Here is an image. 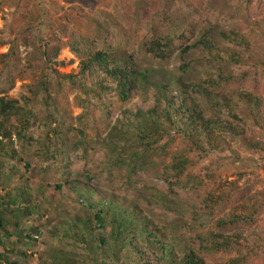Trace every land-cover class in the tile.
I'll use <instances>...</instances> for the list:
<instances>
[{
	"label": "trees",
	"instance_id": "16d2710c",
	"mask_svg": "<svg viewBox=\"0 0 264 264\" xmlns=\"http://www.w3.org/2000/svg\"><path fill=\"white\" fill-rule=\"evenodd\" d=\"M161 7L162 0L152 12L143 9L142 17L148 20L151 28L162 25L170 32L145 40L142 51L150 59L160 63H168L174 56L180 59L182 64L178 69L182 74L174 81L178 91L172 94L165 92L164 88L159 92V97L164 102L163 109L159 101H156V106L152 109H138L133 114L130 112L134 118L133 122L124 115L122 121L118 120L113 125L111 132L106 134L109 136L104 138L108 139L109 152L117 155L116 159L115 155L112 158L110 175L113 174V167L123 164L129 172L128 178H131L151 163L155 169L161 168L164 171L165 182L170 191L175 187L180 190L187 187L190 193L206 199L204 208L191 213L192 219L196 220L194 224L198 227L189 229H196L199 233L198 245L186 248L180 256H176L174 248L168 245L160 257L150 254L155 261L146 264H208V260L215 264H264V247L251 240L250 233L253 226L264 227V180L259 174L252 173L254 179H247L244 184H239L238 180L221 184L215 182L213 171L219 161L213 156L230 154L233 162H238L240 158L233 150L232 144H240L252 155L261 156V171L264 173V141L258 138L259 133L256 132V128H260L264 133V0H244L238 10V17L253 19L254 27L250 33L242 32L240 26L235 30H219L211 23L203 25L196 18L181 16L176 18L180 32L175 33L168 19L162 17ZM16 16L19 18L14 17V22H10L7 33L5 30L9 27L8 23H4L0 30V48L7 47V51L0 54V65L6 74L12 67L19 66L15 73L20 72L24 80L31 77L26 86V92L31 96L27 98L23 94L18 99H10L8 92L12 89L16 77L11 75L7 87L4 85L5 79H0V138L8 140L11 144L13 135L20 143H36L27 133L34 127H39V121L47 127L46 122L55 116L70 123L72 120L81 122L88 115L95 123L91 128V136L97 142L100 141L103 131L99 130L100 125L95 120L97 113L101 112L106 120L116 112H129L126 106L130 104L139 88L148 83L147 71L141 69L131 54L124 53L122 58L114 55L121 50L123 43L122 34L117 32L115 25L111 26L109 32V44L102 48H98L89 36L60 23L49 24V30L41 45L28 27V22L22 23L19 20L25 17ZM235 23L239 25L238 20H234ZM130 41L131 38L124 44L128 45ZM193 46L201 51L208 65H216L218 70H215L214 74L207 73L201 77L202 82L194 90V96L189 94L187 86L186 89L181 87V77L188 71L190 62L185 60L184 56L188 55L190 47ZM62 50H67L77 59L76 74L64 75L57 71L55 60ZM223 63L227 64V67L232 65L239 71H223L220 69ZM195 97L203 98L209 107L210 115L206 116L207 110H204ZM108 98L113 100L105 107L104 101ZM71 104L82 110L74 118ZM239 104L243 105L246 111L243 116L238 112ZM35 105L41 108L40 112L33 111ZM90 107L92 110L89 112ZM59 127L57 125L54 128L53 135L57 137L63 149L60 154L65 155L70 149L87 153L93 144L91 136L80 132L83 137L72 142L68 136L74 131L73 128L68 126L66 131H62ZM112 135L124 142L120 153L117 147L111 148L115 142ZM50 142L46 133L42 140V149L36 152L38 156L41 154L49 160L47 153ZM22 148L25 147L22 145ZM16 153L11 150L12 160L16 159ZM24 167L28 168V164L25 163ZM198 167L204 172H198ZM14 171L15 169L11 168V171L4 175L8 183ZM67 172L68 166H65L64 175ZM66 178L67 176H64V179ZM56 188L59 189L60 185ZM84 192L85 196L81 197L91 200L93 192ZM14 202V199L10 200V204ZM100 202L101 199L96 202L98 209L92 220L79 221L78 226L75 224L70 230V234L63 230L56 235L60 246L59 249L54 248L50 254L55 264L95 262L99 254L96 253L98 248L105 251L107 257L116 259V250L107 249V240L96 235L99 229L101 231L104 228L103 205ZM172 203L173 201H170L169 205ZM35 204L40 206L42 203L37 201ZM221 204L224 208L229 206L226 211L217 209ZM93 206L95 204L89 206V209L92 210ZM20 219H16L14 227H19ZM12 223L0 215V245L2 228L12 227ZM127 223H130V220L115 221L110 235L113 248H123L127 245L136 247L133 238L129 237L131 231L126 227ZM31 230L36 232L37 228ZM123 234L127 236L126 239H121ZM67 238L82 246L86 255L82 256L79 252L70 253L61 248ZM25 239L31 240L30 236H25ZM204 251L210 253L208 259L203 254ZM0 257H3L1 253ZM59 257L68 259H58ZM139 262L140 259L136 258V264Z\"/></svg>",
	"mask_w": 264,
	"mask_h": 264
},
{
	"label": "rangeland",
	"instance_id": "374dc122",
	"mask_svg": "<svg viewBox=\"0 0 264 264\" xmlns=\"http://www.w3.org/2000/svg\"><path fill=\"white\" fill-rule=\"evenodd\" d=\"M159 2L161 0H0V30L4 23H8L9 27L6 26L8 29L5 30L7 33L10 22H14V17L24 16L25 18L19 20L22 23L28 22V27L41 45L49 30V24L60 23L68 25L82 35L89 36L98 48H102L109 44V32L111 26L115 25L117 32L122 34L123 43L121 50L114 55L122 58L124 53L131 54L141 69L147 71L148 76V83L139 88L130 104L126 106L129 112L125 114L121 111L116 112L106 120L101 112L94 115L97 124L100 125L99 130L104 132L98 142L91 136V128L95 123L88 115L81 122L72 120L70 123L55 116L48 121L45 120L47 127L39 121L40 126L34 127L27 133V136H32L36 143H20L13 135L11 144L7 142L8 140L0 138L2 140L0 141V182H2L0 184V215L5 220L13 222L12 227L2 228L0 253L3 257H0V264H55L50 254L54 248L59 249L60 246L56 235L63 230L70 234V230L79 221L92 220L98 209L96 202H99V199L103 205L104 228L101 231L99 229L96 235L107 240V249L116 250V259L107 257L106 252L98 248L97 260L92 263L86 261L83 264H136V258L140 259L139 264L153 263L155 260L150 254L160 257L163 249L168 245L174 248L176 256L182 255L186 248L198 245L197 234L199 233L196 229L189 228L198 227L194 224L196 220L192 219L191 213L196 209L204 208L206 201L204 197L190 193L187 187L182 190L175 187L173 191H170L165 182L164 171L161 168L155 169L151 163L131 178H128L129 172L123 164L113 167L112 175H110L111 171L109 172L115 154L109 152L108 139L104 140V138L109 136L106 134L111 132L113 125L118 120L122 121L124 115L126 119L133 122L134 118L130 112L133 114L138 109H152L156 101H159L163 109L164 102L159 97V92L164 88L165 92L172 94L178 91L174 81L182 74L178 69L182 64L180 59L174 56L168 63H160L158 60L150 59L142 51L145 40L157 34L170 32L162 25L151 28L148 20L142 17L143 9L152 12ZM243 2L244 0H162L161 14L171 23L175 33L180 32L178 20H176L178 16L196 18L203 25L211 23L219 30H235L240 26L242 32L250 33L254 27L253 19L238 17V10ZM226 20L232 23H225ZM234 20H238L239 25L234 24ZM204 29L208 28L204 27ZM129 38H131L129 44H124ZM6 51L7 47L0 48V54ZM184 58L190 62L188 71L181 77V87L186 89L187 86L189 94L194 96V90L202 82L201 77L206 76L207 73L214 74V71L218 70L216 65H208L197 47H190L188 55ZM55 62L56 69L61 74L78 72V61L67 50L60 51ZM183 64L186 63L183 62ZM16 68L19 66L12 67L6 74L0 65V79H5L4 85L7 87L10 84L11 75L16 77L12 89L8 92L10 99H18L23 94L29 98L31 95L26 92V86L31 77L24 80L20 72L15 73ZM220 69L227 72L239 71L232 65L227 67L225 63L220 65ZM195 99H198V103L207 110L206 116L210 115L209 107L203 98L195 97ZM69 100H72V96ZM112 100V98L105 99V107L109 106ZM70 109L73 118L82 111L74 104H71ZM91 110L92 107L88 111ZM33 111L40 112L41 108L35 105ZM238 112L242 116L245 115L243 105L239 104ZM247 121L251 123L249 119ZM57 125L62 131H66L68 126L73 128L74 131L68 136L72 142L83 137L80 132L88 137L91 136L93 144L90 145L87 153L74 152L70 149L65 155L60 154L63 149L57 137L53 135ZM256 132L259 133L258 138L264 141V133L260 128H256ZM46 133L51 140L47 153L49 160L36 153L42 149L44 143L42 140ZM111 137L115 141L114 147L111 148L117 147L120 153L124 142L115 139L117 137L115 135ZM232 148L239 155L238 162H233L230 154L213 156L219 159L217 162L219 165L217 164V167L215 165L213 169L215 182L224 184L226 181L238 180L239 184H244L245 180L254 179V176H251L252 173L259 174L264 180L261 156L252 155L240 144H232ZM11 150L17 152L14 160L11 159ZM25 163L28 164V168L24 167ZM65 166H68L66 175H64ZM11 168L15 171L8 183L4 175L11 171ZM197 171L204 172L200 167ZM64 176L67 178L64 179ZM239 176L243 178L238 179ZM59 185L60 188L57 189L56 186ZM85 190L93 192L91 200L81 197L85 196ZM11 199L15 200L13 204H10ZM37 201L42 204L35 206ZM170 201H173L171 206ZM94 204L92 210L89 209V206ZM228 207L224 208L221 204L217 209L226 211ZM113 214L115 215L112 216ZM18 217L21 218L19 227H14ZM121 219L130 220L126 227L131 231L129 237L133 238L135 248L129 245L123 248L111 246L110 235L115 221L119 222ZM31 228H37V231ZM250 233L251 240L264 247V227L253 226L250 228ZM25 236H30L31 240L25 239ZM200 236L204 237L201 232ZM123 237L126 239L127 236L123 234L121 239ZM61 245V248H65L70 253L79 252L83 254L82 256L86 255L83 247L69 238ZM203 254L207 259L210 256L208 251H204ZM60 258L68 259L66 257L58 259ZM207 263L215 264L210 260Z\"/></svg>",
	"mask_w": 264,
	"mask_h": 264
}]
</instances>
